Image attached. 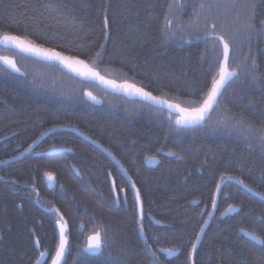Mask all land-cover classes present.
<instances>
[{"label": "trees", "instance_id": "16d2710c", "mask_svg": "<svg viewBox=\"0 0 264 264\" xmlns=\"http://www.w3.org/2000/svg\"><path fill=\"white\" fill-rule=\"evenodd\" d=\"M261 21L264 0H0V34L85 60L106 78L172 103L201 100L218 78L216 36L228 42L229 69L237 72L208 121L177 132L164 110L0 47V57H13L25 74L0 63V264H51L61 217L68 223L63 264H158L157 257L162 264H264V243L246 234L264 237V201L234 182L223 185L193 260L191 252L221 176L264 193ZM60 127L113 154L139 190L142 218L123 173L91 143L62 131L33 148ZM55 149L64 151L48 154ZM96 232L104 247L87 254L86 238Z\"/></svg>", "mask_w": 264, "mask_h": 264}, {"label": "snow or ice", "instance_id": "6c2138e0", "mask_svg": "<svg viewBox=\"0 0 264 264\" xmlns=\"http://www.w3.org/2000/svg\"><path fill=\"white\" fill-rule=\"evenodd\" d=\"M201 7H203V5H201ZM254 15L255 14L253 13V19H254ZM103 22L105 27H107L108 25L107 15L104 16ZM168 23H170V21ZM213 27H215V25H213ZM261 28L262 30H264V21H261ZM218 39L219 41L222 42L223 45V49H222L223 63L219 67V72L217 74L218 78L213 77L210 88H208L204 92L201 100L194 99L190 101H182L181 103L188 104L187 107H182L181 103H172L167 99L153 96L151 92H146L143 88L136 87L135 84H129L127 82L123 84H117L115 81H105V78L101 76L100 72L95 70L93 67H90L85 60L77 59L75 57H65L60 52H57L54 49H44L40 47H35L26 39H22L19 35H14L10 33L0 34V44L13 46L23 51L35 52L37 55L44 56L47 59L60 61L61 63H64L69 67H72L73 70L78 72V74L80 75H83L85 77H90L92 79H99L102 82L108 83L114 88L127 90L130 95L131 94L140 95L143 96L145 99L153 101L161 106H167V108L170 110L169 113L170 116L172 115V113H175L174 124L176 126L177 132H182L201 125L205 119L206 114L213 108V105L217 103V98L221 94V89L229 80H231L237 74L235 69L232 70L229 69L228 42L224 40L223 36H219ZM101 51H103V48H101ZM99 56H100V52H97L96 57L98 58ZM0 61H2L5 65L13 69L14 71L16 72L20 71V69L16 66L13 60H10L7 57H0ZM93 63H95V59H93ZM0 71H3V69H0ZM86 95L92 100H96V97L92 96L91 92L86 93ZM170 123H172L171 120ZM45 175H47L49 179L52 178L50 173H45ZM224 179L225 177L223 176L220 177L221 183H223ZM239 183L243 184L245 188H249V185L245 184L243 180H240ZM220 190H221L220 184H217L215 189L216 193H220ZM257 195H259L261 199L264 200V193H257ZM137 197H139L138 189H137ZM212 207L213 208L216 207V201L214 199L212 201ZM229 210L235 211V208L230 205ZM56 211L58 212L59 210L57 209ZM140 211L142 214L143 213L142 206ZM258 219L260 223L264 224V216L259 217ZM204 223L207 224V221H205ZM57 224L59 225V243L55 247V256L52 258V264H60L61 260L65 256L68 246V238L65 235V233L68 231V223L67 221H63V218L61 217L59 220H57ZM82 227L83 226L81 225V228ZM141 227L143 226L141 225ZM199 231L200 233H203L204 228L201 227ZM246 234L251 239L257 240L260 243H264V237L257 236L255 232H247ZM86 239L88 240L87 246L84 249V251L86 252L99 253L101 249L104 247V241L102 240L100 232H96L95 235L88 237ZM196 240L197 243H199L200 237L197 236ZM34 243L35 245L38 246L40 244V240L36 239ZM149 247L151 248V245H149ZM168 251L171 254V250ZM191 252L193 254L196 252V245L192 246ZM152 255L155 257L156 253L153 251ZM40 256L43 257L44 253L40 252ZM157 262L158 264H162V262L159 261V257H157ZM36 264H40V261L38 260Z\"/></svg>", "mask_w": 264, "mask_h": 264}, {"label": "water", "instance_id": "95a60500", "mask_svg": "<svg viewBox=\"0 0 264 264\" xmlns=\"http://www.w3.org/2000/svg\"><path fill=\"white\" fill-rule=\"evenodd\" d=\"M216 38L218 39V37H216ZM218 40H219V39H218ZM220 42H221V41H220ZM221 44H222V42H221ZM32 45H33V44H32ZM33 46L38 47V46H36V45H33ZM0 47L5 48V49H9V50H12V51H15V52H17V53H19V54H22V55H24V56H26V57L32 58V59L37 60V61H39V62L48 63V64H58V65L61 66V67H62V68H63V69H64V70H65L70 76H72V77H74V78H76V79H78V80H80V81H82V82L93 83V84L99 86L101 89L105 90L106 92H108V93H110V94H114V95H117V96L124 97V98H126L127 100H129V101H140V102H144V103H146V104H148V105H150V106H152V107H155V108H158V109L164 110V111H166L167 113H170V110L167 108V106H161V105H159V104H157V103H155V102H153V101H150V100L145 99L143 96H140V95H135V94H131V95H130V94L128 93L127 90H125V89L114 88V87H112L111 85H109L108 83H106V82H102V81L99 80V79H92V78H90V77H85V76H83V75H80V74H78V72L74 71L72 67H69V66H67V65L64 64V63H61L60 61H57V60H50V59L45 58L44 56L37 55L35 52L23 51V50H21V49H19V48L13 47V46H7V45H4V44H0ZM222 47H223V45H222ZM40 48H41V47H40ZM61 54H62V53H61ZM230 54H231V48H230V46H229V57H230ZM62 55L65 56L64 54H62ZM65 57H67V56H65ZM222 63H223V62H222ZM1 64H2L3 67H5V68H6L8 71H10L11 73H13V74H15V75H18V76H24V74H23L21 71L16 72V71H14L13 69L9 68L7 65H5L3 62H1ZM15 64H16V63H15ZM87 64H88V63H87ZM88 65H89V64H88ZM16 66H17V64H16ZM89 66H90V65H89ZM90 67H91V66H90ZM81 70H83V69H81ZM236 73H237V72H236ZM101 76H103V75H101ZM236 76H237V74H236ZM236 76H234L231 80H229V81L224 85V87L221 89V94H222V92L224 91V89L228 86V84H229V83H230V82H231ZM103 77H104V76H103ZM104 78H105V81H114V80L109 79V78H106V77H104ZM115 82H116V81H115ZM116 83H117V84H123V83H119V82H116ZM129 84H131V83H129ZM136 87H138V86H136ZM138 88H140V87H138ZM146 92H147V91H146ZM221 94H220V95L218 96V98H217V103H218V100H219L220 97H221ZM153 96H154V95H153ZM217 103L214 104V105H213V108H212V109L206 114L203 123H202L201 125L195 127V128H199L200 126H202L203 124H205V123L207 122V120L210 118V116H211V114H212L214 108L216 107ZM171 116H175V113H172ZM171 116H169V119H171ZM174 125H175V124H174ZM195 128H192V129H195ZM59 131L71 132V133H74V134L80 136L83 140H85V141L91 143V144L94 145L96 148L100 149L103 153H105V154L107 155V157H109V158L114 162V164H115V165L121 170V172L123 173V175H124L125 178L127 179V181H128V183H129L131 189L133 190L134 195H135V198H136V201H137V204H138L139 214H140V217L142 218V214H141V211H140V209H141V198H140V194H139V197H137V188L135 187V185H134V183H133L131 177L128 175V173L126 172V170L124 169V167L119 163V161H118V160H117V159H116V158H115V157H114L109 151H107L105 148H103V147H102L101 145H99L97 142H95V141H93L92 139L88 138L86 135H84L83 133H81V131H79V130H77V129H72V128H65V129H63V128H58V129H53V130H51L49 133H47L45 136H43V137L41 138V140L44 139V137H46L47 135H50V134H52V133H56V132H59ZM41 140H40V141H41ZM40 141H39V142H40ZM39 142H38V143H39ZM38 143H36L35 146H37ZM35 146H34V147H35ZM227 182H234V183H237L238 185H240L241 187H243L245 190H247L248 192H250V193L253 194L254 196H256V197H258V198L261 199V197H260L259 195H257V192H255V191L252 190L251 188H245L244 185L241 184V183H239V181L236 180V179H226V180H224L223 183H221V185H220V189H222L223 185H224L225 183H227ZM133 185H134V186H133ZM112 188H113L114 196H115V198H116V200H117V194H116L115 189H114V184H112ZM220 191H221V190H220ZM218 197H219V193L216 194V199H215V201H216V206H217ZM263 201H264V200H263ZM215 210H216V207L213 208V210H212V212H211V215H210L209 219L207 220V224H205L204 227H203V228H204V232H203V233H200V235H199V237H200V241H199V243L196 242V244H195V245H196V250H197V248L199 247V245H200V243H201V241H202L203 235H204V233H205V231H206V229H207V227H208L210 221L212 220V218H213V216H214V214H215ZM57 227H58V230H59V225H58V224H57ZM141 234H142V236H143L142 231H141ZM65 235H66V233H65ZM85 253H87V254H97V253L86 252V251H85ZM194 254H195V253H194ZM194 254L192 253V260H193ZM63 262H64V258L61 260L60 264H63ZM51 264H52V262H51Z\"/></svg>", "mask_w": 264, "mask_h": 264}, {"label": "flooded vegetation", "instance_id": "af4514ba", "mask_svg": "<svg viewBox=\"0 0 264 264\" xmlns=\"http://www.w3.org/2000/svg\"><path fill=\"white\" fill-rule=\"evenodd\" d=\"M5 57H7V58H9V59H10V58H11V59L13 58V57H10V56H5ZM47 133H48V132H47ZM44 135H45V134H44ZM49 136H50V135H49ZM46 138H47V137H46ZM55 150H60V149H55ZM55 150H51V151H55ZM51 151H50V152H51ZM72 169L77 173V170H76V168H75L74 166H72ZM125 170H126V169H125ZM122 197L124 198V195H122ZM117 203H119V199H118Z\"/></svg>", "mask_w": 264, "mask_h": 264}, {"label": "bare ground", "instance_id": "6f19581e", "mask_svg": "<svg viewBox=\"0 0 264 264\" xmlns=\"http://www.w3.org/2000/svg\"><path fill=\"white\" fill-rule=\"evenodd\" d=\"M48 133H49V132H48ZM46 134H47V133H46ZM46 134H45V135H46ZM45 135H44V136H45ZM48 136H49V135H47L46 137H48ZM46 137H44V139H45Z\"/></svg>", "mask_w": 264, "mask_h": 264}]
</instances>
